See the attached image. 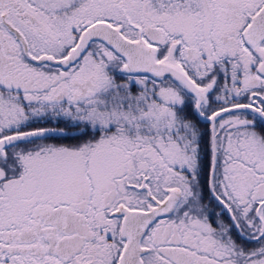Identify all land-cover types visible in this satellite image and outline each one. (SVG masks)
Returning a JSON list of instances; mask_svg holds the SVG:
<instances>
[{"label":"snow or ice","instance_id":"obj_1","mask_svg":"<svg viewBox=\"0 0 264 264\" xmlns=\"http://www.w3.org/2000/svg\"><path fill=\"white\" fill-rule=\"evenodd\" d=\"M0 264H264V0H0Z\"/></svg>","mask_w":264,"mask_h":264}]
</instances>
